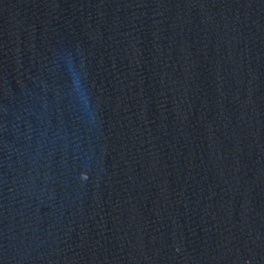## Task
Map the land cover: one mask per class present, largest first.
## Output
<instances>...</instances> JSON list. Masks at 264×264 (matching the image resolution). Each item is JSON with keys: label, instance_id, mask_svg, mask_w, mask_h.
<instances>
[{"label": "water", "instance_id": "obj_1", "mask_svg": "<svg viewBox=\"0 0 264 264\" xmlns=\"http://www.w3.org/2000/svg\"><path fill=\"white\" fill-rule=\"evenodd\" d=\"M0 264H264V0H0Z\"/></svg>", "mask_w": 264, "mask_h": 264}]
</instances>
